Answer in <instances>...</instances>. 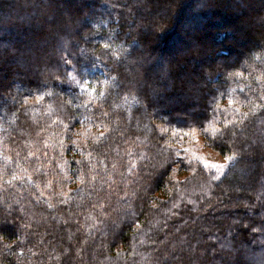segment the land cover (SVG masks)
Listing matches in <instances>:
<instances>
[{
  "label": "trees",
  "instance_id": "1",
  "mask_svg": "<svg viewBox=\"0 0 264 264\" xmlns=\"http://www.w3.org/2000/svg\"><path fill=\"white\" fill-rule=\"evenodd\" d=\"M0 264H264V0H0Z\"/></svg>",
  "mask_w": 264,
  "mask_h": 264
},
{
  "label": "rangeland",
  "instance_id": "2",
  "mask_svg": "<svg viewBox=\"0 0 264 264\" xmlns=\"http://www.w3.org/2000/svg\"><path fill=\"white\" fill-rule=\"evenodd\" d=\"M96 76H95V80L96 81H103V80H107V77L105 76V74L103 73V71L101 69H98V72H96ZM84 123V122H83ZM190 137L187 139L189 140ZM178 148L182 151V153L189 155L190 157H194L198 160L201 161V163L203 164H221L223 165V169H211V168H205L208 171H212L214 172V175L219 178L221 177L225 167L227 166V163L230 161L228 158V156H223L218 154L216 151L206 147L204 144H202V142L199 140V138L197 137V139L193 138L190 139L187 143L181 145H178ZM256 167V165L252 164L250 165L245 171L244 169L241 171V175H243V177L247 176L246 171L248 170H253Z\"/></svg>",
  "mask_w": 264,
  "mask_h": 264
},
{
  "label": "snow or ice",
  "instance_id": "3",
  "mask_svg": "<svg viewBox=\"0 0 264 264\" xmlns=\"http://www.w3.org/2000/svg\"><path fill=\"white\" fill-rule=\"evenodd\" d=\"M104 47L107 49L108 48V45H104ZM225 128H227V125L225 126ZM205 131H207V129H205ZM227 159L231 160L232 157H228ZM223 165L221 164H204V168H211V169H223Z\"/></svg>",
  "mask_w": 264,
  "mask_h": 264
}]
</instances>
